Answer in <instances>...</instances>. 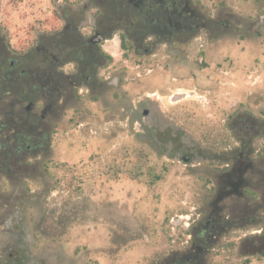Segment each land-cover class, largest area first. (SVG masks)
<instances>
[{"label":"rangeland","instance_id":"obj_1","mask_svg":"<svg viewBox=\"0 0 264 264\" xmlns=\"http://www.w3.org/2000/svg\"><path fill=\"white\" fill-rule=\"evenodd\" d=\"M76 1L0 0V43L35 57L40 34L64 28L62 15ZM197 1L206 13L218 6L235 13L239 30L202 33L147 53L124 33L112 35L103 44L106 82L96 90L82 85L63 99L46 162L33 163L44 172V184L33 187L43 190L0 195V219L6 203L23 204L28 247L43 264L51 249L36 250L30 223L45 238L55 234L61 264H159L190 240L241 139H251L264 168V133L244 131L239 120L249 112L264 118V0ZM168 129L205 158L186 162L170 154L171 145L155 138ZM248 194L251 202L264 198V182ZM262 227L232 229L222 255L212 250L208 264H264V255L240 256Z\"/></svg>","mask_w":264,"mask_h":264},{"label":"flooded vegetation","instance_id":"obj_2","mask_svg":"<svg viewBox=\"0 0 264 264\" xmlns=\"http://www.w3.org/2000/svg\"><path fill=\"white\" fill-rule=\"evenodd\" d=\"M215 9L206 13L197 0H79L64 11V28L40 34L38 57H30V52L14 54L0 43V195L43 190L33 187L44 184L43 170L33 163L44 161L51 150L52 125L65 109L63 99L82 85L96 90L106 82L101 75L108 59L103 48L106 40L121 32L135 49L147 53L158 45L188 42L202 33L213 38L239 30L232 22L235 13ZM166 131L155 138L171 145L170 154L186 162L205 158L198 145L175 140L178 134ZM241 142L221 166L210 208L195 220L186 246L159 264H208L212 250L222 255L232 229L264 224V198L251 202L248 194V189L258 190L263 184L264 168L252 155L255 149ZM32 179L35 182L29 185ZM11 205L6 203L8 239L0 246V264H43V256H35L28 247L23 204L17 200ZM254 233L256 242L242 244L241 257L264 255V227Z\"/></svg>","mask_w":264,"mask_h":264},{"label":"crops","instance_id":"obj_3","mask_svg":"<svg viewBox=\"0 0 264 264\" xmlns=\"http://www.w3.org/2000/svg\"><path fill=\"white\" fill-rule=\"evenodd\" d=\"M4 209V206L0 209V212H2ZM31 228V229H30ZM29 229L31 230L32 236H33V242L36 243V250L37 251H46L47 247L51 250L46 251L45 257L48 258L50 261H47L46 264H61L59 259V252L55 251V234L49 235L48 238H45V234L39 229H36L34 224L30 223ZM43 233V234H42ZM59 237V233L56 235ZM39 237V238H38ZM8 239V232L6 230V223L4 220L0 219V246ZM76 248V245L75 247Z\"/></svg>","mask_w":264,"mask_h":264},{"label":"trees","instance_id":"obj_4","mask_svg":"<svg viewBox=\"0 0 264 264\" xmlns=\"http://www.w3.org/2000/svg\"><path fill=\"white\" fill-rule=\"evenodd\" d=\"M124 39H125V36H124ZM203 65V64H202ZM241 106H246V104L244 103H241ZM240 121H242V126H241V129H243L244 131L246 130L247 132H250V131H255V132H258L259 133H264V118H259L258 116H255L253 114H251L250 112L248 114H246L244 116V118H240L239 119ZM235 125L234 124H231V127L232 128H235L234 127ZM181 137L180 135H178L176 138H174L175 140H179ZM242 140V139H241ZM245 144L249 145L251 144V139L249 137H247L246 139L242 140ZM185 143V142H184ZM183 144V143H182ZM173 152L175 151V147H173ZM172 152V153H173ZM163 176H159V177H155V178H152L151 179V182L154 183L160 179H162Z\"/></svg>","mask_w":264,"mask_h":264},{"label":"built area","instance_id":"obj_5","mask_svg":"<svg viewBox=\"0 0 264 264\" xmlns=\"http://www.w3.org/2000/svg\"><path fill=\"white\" fill-rule=\"evenodd\" d=\"M183 218H185V219H190V216H188V215H187V216H185V215H184V216H181V219H183ZM188 221H189V220H188ZM188 221L186 222L187 225L189 224Z\"/></svg>","mask_w":264,"mask_h":264}]
</instances>
